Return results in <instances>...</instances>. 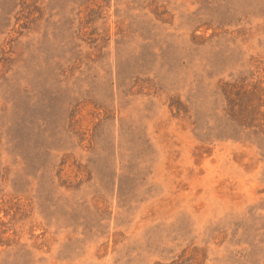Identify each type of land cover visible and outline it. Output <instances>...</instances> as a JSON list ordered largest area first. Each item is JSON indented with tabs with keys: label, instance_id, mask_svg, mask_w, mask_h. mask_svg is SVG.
Returning <instances> with one entry per match:
<instances>
[{
	"label": "rangeland",
	"instance_id": "1",
	"mask_svg": "<svg viewBox=\"0 0 264 264\" xmlns=\"http://www.w3.org/2000/svg\"><path fill=\"white\" fill-rule=\"evenodd\" d=\"M0 264H264V0H0Z\"/></svg>",
	"mask_w": 264,
	"mask_h": 264
}]
</instances>
